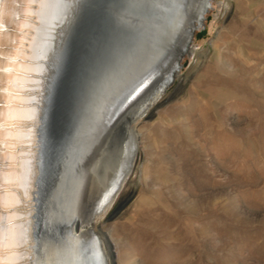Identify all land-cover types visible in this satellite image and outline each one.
<instances>
[{
  "label": "rangeland",
  "instance_id": "374dc122",
  "mask_svg": "<svg viewBox=\"0 0 264 264\" xmlns=\"http://www.w3.org/2000/svg\"><path fill=\"white\" fill-rule=\"evenodd\" d=\"M207 1L192 0L172 18L166 45L122 90L138 83L120 115L136 116L137 156L100 215L127 145L120 128L111 131L120 116L110 129L102 115L95 123L59 210L63 222L38 239L50 264H101L97 238L109 264H264V0H209L201 24ZM176 66L167 91L139 116ZM58 170L46 192L59 183Z\"/></svg>",
  "mask_w": 264,
  "mask_h": 264
},
{
  "label": "bare ground",
  "instance_id": "6f19581e",
  "mask_svg": "<svg viewBox=\"0 0 264 264\" xmlns=\"http://www.w3.org/2000/svg\"><path fill=\"white\" fill-rule=\"evenodd\" d=\"M70 2L71 0H3L0 3V264H50L52 253L49 254V259L45 255L44 260L40 255L41 242L38 240L41 234L52 229L46 220L47 215L44 218L40 215L41 186L45 182L41 164V136L47 98L55 74L56 53L61 46V25ZM209 8L208 0L198 19L201 24L204 21L203 14ZM182 47L183 54L188 44L185 43ZM177 66L171 71V81L167 79L164 85L151 93L139 111L141 114L138 112L139 116L146 114L167 91L174 81ZM137 85L138 83L123 92L116 106H107L103 110L106 111L102 113L103 118L101 115L98 117V121L101 117L103 124L105 123L103 129L111 124L125 105L122 102L126 94H130ZM117 100L115 99V103ZM133 116L135 115L131 114L124 121V117L120 116L117 127L123 131L126 140L127 146L123 149L126 160L123 161L124 167L120 169L114 192L104 202L98 215L105 213L116 198L136 159ZM126 130L128 132L124 133ZM87 147L83 148V153ZM52 214L57 219L59 211L53 210ZM71 224L68 223L67 227ZM93 224L89 220L87 227ZM97 242L104 256L101 264H109L107 245L102 238H97Z\"/></svg>",
  "mask_w": 264,
  "mask_h": 264
},
{
  "label": "water",
  "instance_id": "95a60500",
  "mask_svg": "<svg viewBox=\"0 0 264 264\" xmlns=\"http://www.w3.org/2000/svg\"><path fill=\"white\" fill-rule=\"evenodd\" d=\"M191 1L71 0L61 25V46L56 53L41 136L46 183L41 186L40 215H47L52 229L58 222L52 211L68 206L75 165L91 140L98 117L130 86L131 79L144 72L151 53L166 45L173 16L185 15ZM57 169L60 181L46 192Z\"/></svg>",
  "mask_w": 264,
  "mask_h": 264
},
{
  "label": "snow or ice",
  "instance_id": "6c2138e0",
  "mask_svg": "<svg viewBox=\"0 0 264 264\" xmlns=\"http://www.w3.org/2000/svg\"><path fill=\"white\" fill-rule=\"evenodd\" d=\"M3 2V0H0V3H2ZM0 27H2V25H0Z\"/></svg>",
  "mask_w": 264,
  "mask_h": 264
}]
</instances>
